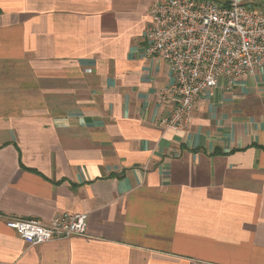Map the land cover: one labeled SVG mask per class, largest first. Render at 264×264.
I'll use <instances>...</instances> for the list:
<instances>
[{
  "label": "crops",
  "instance_id": "1",
  "mask_svg": "<svg viewBox=\"0 0 264 264\" xmlns=\"http://www.w3.org/2000/svg\"><path fill=\"white\" fill-rule=\"evenodd\" d=\"M153 3L0 0V264H264V67L168 129ZM63 212L87 235L6 225Z\"/></svg>",
  "mask_w": 264,
  "mask_h": 264
},
{
  "label": "built area",
  "instance_id": "2",
  "mask_svg": "<svg viewBox=\"0 0 264 264\" xmlns=\"http://www.w3.org/2000/svg\"><path fill=\"white\" fill-rule=\"evenodd\" d=\"M144 31L145 54L165 61L172 81L161 97L174 100L163 123L179 130L195 104L216 88H233L264 67V11L258 0H154ZM86 213L63 212L51 221L9 218L6 225L28 244L87 235Z\"/></svg>",
  "mask_w": 264,
  "mask_h": 264
}]
</instances>
